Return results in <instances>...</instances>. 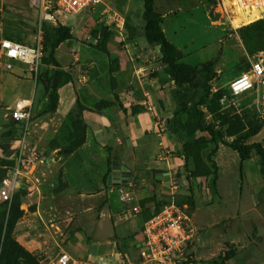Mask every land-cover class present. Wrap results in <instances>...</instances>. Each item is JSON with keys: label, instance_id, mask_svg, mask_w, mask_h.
<instances>
[{"label": "crops", "instance_id": "obj_1", "mask_svg": "<svg viewBox=\"0 0 264 264\" xmlns=\"http://www.w3.org/2000/svg\"><path fill=\"white\" fill-rule=\"evenodd\" d=\"M0 20L3 29L1 16ZM163 24L164 20V33L174 43ZM135 32L136 35L130 37L126 30L124 36H121V42L110 40L105 45L100 43L81 46L76 50L67 46L63 55L69 59H66L64 65L61 64L57 52L63 45V42L60 43L56 49V57L60 67L73 75V82L59 89L56 111L42 114L44 108L42 111L40 109L36 120V134L44 142L60 136L62 127L68 125L67 114L70 111L76 113L85 124V140L81 146L70 152L61 153L57 149L56 155L46 154L48 166L39 171L42 184L40 192L35 196L41 193L44 186L53 189L56 177L62 174L66 186L51 192L50 206L55 214L66 216L68 223L72 221L80 228L75 233L76 240L70 248L79 255L92 259L95 256H111L116 261L112 264H123V257L138 261L139 248L144 240V221L139 214V201L152 195L159 201H167L174 198L178 188L184 187L182 180L174 176L184 170V161L176 153L184 141L171 134L167 127L170 118L179 109L173 95L174 81L158 57L160 54L157 46L148 43L141 31ZM2 35L5 36L3 31ZM180 51L183 55L181 62L186 63V53L182 49ZM0 68H3L1 62ZM110 68L113 69L111 76ZM15 70L17 71L11 77L0 74V104L9 108L19 98H31L32 102L34 99L33 95L16 98L10 95L11 89L8 90L4 84L10 79L19 77L33 82L32 74L25 65L18 66ZM101 99L112 101V105L96 110L94 106ZM228 148L230 147L220 144L216 151L214 160L218 165V172V156L221 152L229 151ZM110 155L131 175L126 186L112 183L106 186L104 178L109 171ZM251 159L255 162L254 169L253 166L250 167L253 173L251 177L258 179L256 183H261L263 178L258 156L251 155L244 160L240 173H244L245 177L250 174V168L248 170L246 164ZM156 174L168 175L169 179L154 181ZM217 186V195L210 197L206 205L219 199L221 194L218 179ZM252 192L255 193L256 190L253 189ZM254 193L252 197L255 203ZM199 209L196 204L189 211L193 217L195 234L188 245V259L181 264H223L225 262L222 256L231 250L234 255L226 262L238 263L239 250L254 244V231H244L239 237H228L217 250L205 248L208 236L206 233L202 236L204 225L199 222L197 225L195 218ZM227 220L229 223L225 225V219L215 223L224 225V233H233L235 222L230 213ZM89 226L93 230L91 235L86 232ZM118 228H121L119 233ZM112 236L113 241L109 239ZM82 238H85L84 241ZM101 238L108 246H97L92 250L93 242H101ZM61 251L68 252L65 249ZM70 255L72 256L71 253Z\"/></svg>", "mask_w": 264, "mask_h": 264}, {"label": "rangeland", "instance_id": "obj_2", "mask_svg": "<svg viewBox=\"0 0 264 264\" xmlns=\"http://www.w3.org/2000/svg\"><path fill=\"white\" fill-rule=\"evenodd\" d=\"M103 1L118 10L125 17V23L131 28L142 32L143 0ZM155 7L165 16V19L163 16V26L168 35L174 39V43L180 49L185 51V62L191 65L210 62L209 68L213 76L208 84L213 92L222 90L230 79L248 68L252 58L264 52V23H256L264 20V16L255 19L243 18L234 7L230 8L228 5L227 9H224L218 0H155ZM0 16L5 36L27 44L36 41L38 15L30 7L28 0H0ZM60 19L64 25L69 26L72 35L57 51L62 65L65 64L66 59H69L63 55L67 46L76 50L81 46L102 43L101 29L105 26V20L98 21L95 15L88 11L66 17L61 14ZM110 40L121 42L122 37L114 33ZM24 65L16 63L12 70L0 68V74L11 77L17 71L16 67ZM78 65L81 64L78 62ZM42 68L43 66H40L36 77L32 75L33 82L16 77L4 83L8 90H12L9 92L13 98L33 95L34 99L28 126L25 122L14 120L10 108L0 104V179L7 175L25 135L29 147L34 146L51 155H56L57 149L63 150L72 139L73 132L68 120V125L62 127L59 137L44 142L40 141L36 134L38 110L42 111L48 104L47 91L39 82ZM204 83L205 74L202 72L193 81L179 86L190 105L199 101L204 91ZM221 105L219 109L221 114L237 125L239 131L236 136H247L259 128L256 134L247 137L243 142H258L264 147V104L254 103V96L251 94L241 96L226 94ZM201 108L207 113L208 121L219 124L215 114L207 111L206 104L201 105ZM233 138L234 136L226 137L228 140ZM228 150L218 156L220 164L218 185L221 194L219 199L213 204L206 205L210 197L215 195H212L208 189L210 179L205 178L193 181V193L186 194L188 187L184 170L174 175L176 179L182 180L184 187L177 189L173 199L181 203L188 212L191 205L198 204L200 207L195 218L197 225L198 222L204 225L202 236H205V233L208 236L205 248L211 247L217 250L228 237L232 235L239 237L244 231L252 230L255 237H252L255 239L254 244L246 245L247 248L239 250L236 264H264V180L256 183L258 179L251 177L255 163L253 159L246 164L248 170L253 166L249 170L250 174L247 177L244 173L241 175L237 153L231 148ZM251 155L258 156L260 162V156L254 149ZM55 188V186L53 189L44 186L41 193L33 199L18 197L0 208V264H46L54 259L61 249L70 252L83 264H102L95 259L90 260L86 255H79L70 248L76 240L75 233L80 228L72 221L68 223L69 219L66 216L52 211L50 196ZM253 189L256 190L255 193L252 192ZM253 193L256 197L255 203ZM229 213L234 217L235 228L233 233L226 234L224 225L229 223L227 220ZM191 219L193 222L192 216ZM223 219H225L224 225H216L215 222ZM103 230L99 233L101 234ZM120 230L121 228H118L117 233ZM87 231L90 235L93 234L90 226ZM84 239L82 238V241ZM101 239L99 240L101 242H93L92 250L97 246L100 248L108 246L106 241ZM109 239L113 241L114 237ZM232 255H234L233 250ZM230 256L223 264H228L226 261Z\"/></svg>", "mask_w": 264, "mask_h": 264}, {"label": "trees", "instance_id": "obj_3", "mask_svg": "<svg viewBox=\"0 0 264 264\" xmlns=\"http://www.w3.org/2000/svg\"><path fill=\"white\" fill-rule=\"evenodd\" d=\"M143 20L144 27L142 34L145 36L148 43L159 46V51L162 52V55L158 57L162 60L170 78L174 81L175 90L173 95L179 109L170 118L167 127L171 134L178 136L179 139L184 141L176 153L184 161V178L188 187V193L186 194L191 195L193 193V181L205 178L210 179L208 183L210 193L212 195H217L218 165L214 160V156L220 144L229 146L238 153L240 172H242V162L250 158L252 150L254 149L257 155L260 156V170L264 180V147L258 142H243L247 137L256 134L259 128L253 130L247 134V136H236L239 131L236 123L232 122L230 119H225V116L221 114L219 110L222 107V99L225 98L226 94L229 95L226 88L223 87L222 90L213 92L210 84H208L213 76V72L209 68L210 62L196 65L181 62L183 57L182 52L166 37L162 27L163 15L156 10L154 0H143ZM256 23L263 24L264 20H260ZM125 29L128 31L130 37L136 35L135 30L127 23H125ZM42 30L44 54L41 58V66H43V68L39 74V82L46 89L48 100L47 106L41 112L43 114L54 113L56 111L59 101L58 91L64 85L73 82V75L60 67V62L56 57V49L59 44L72 37L69 26L61 23L55 26L53 24L44 23ZM95 33H97V31H95ZM101 34L102 44L105 45L110 41L111 35L114 34V32L108 30L107 26H103ZM50 69H52L51 72ZM112 71L113 69L110 68V76ZM202 72L205 74L204 91L199 101L190 105L186 101L185 93L179 89V86L193 81L197 75ZM203 104H206L207 111L210 114H215V117L219 119L218 125L206 119L207 113L201 108ZM111 105L112 101L101 99L95 104L94 108L100 110ZM67 120L70 123L73 136L69 145L63 148V150H60L61 153L73 151L81 146L85 140L86 126L79 116L73 111H70L67 114ZM192 131L195 132L193 133ZM232 136H234L232 140L226 139V137ZM114 159L115 157L110 155L108 160L109 171L104 178L106 186L108 185V175L110 174L112 160ZM65 186L66 180L62 174H59L55 179L56 188L54 191H58ZM24 195L25 192L21 190L14 195L12 200L18 197H24ZM170 200H173L176 204L183 207L177 200ZM168 201H159L155 195L141 199L139 201V214L143 221H146L153 214L158 212ZM6 204H8V202L2 204L0 208ZM230 255H232V250L226 252L222 256V259L225 260Z\"/></svg>", "mask_w": 264, "mask_h": 264}, {"label": "built area", "instance_id": "obj_4", "mask_svg": "<svg viewBox=\"0 0 264 264\" xmlns=\"http://www.w3.org/2000/svg\"><path fill=\"white\" fill-rule=\"evenodd\" d=\"M29 5L38 15V36L34 43L24 44L2 35L0 20V62L7 70H12L16 63H23L27 70L36 77L44 54V23L64 24L60 15H76L88 11L98 21L105 20V26L114 33L124 36L125 17L103 0H28ZM224 9L226 3L238 8L243 18L255 19L264 16V0H218ZM224 87L231 96L251 94L254 103L264 104V52L252 58L249 67L230 79ZM32 109L31 98H19L10 108L11 116L16 121L28 126ZM26 135L6 176L0 181V206L11 202L16 193L23 190L24 198H33L40 192L42 178L40 169L48 166V156L36 147H29ZM31 146V145H30ZM144 240L139 248L138 261L123 257V264H181L188 259V245L194 238L195 229L190 213L173 200L165 203L161 209L143 223ZM90 260H93L89 257ZM94 262V261H93ZM46 264H83L70 253L61 251L55 259Z\"/></svg>", "mask_w": 264, "mask_h": 264}, {"label": "water", "instance_id": "obj_5", "mask_svg": "<svg viewBox=\"0 0 264 264\" xmlns=\"http://www.w3.org/2000/svg\"><path fill=\"white\" fill-rule=\"evenodd\" d=\"M159 50V46H157ZM160 56L162 55V52L159 51ZM69 151V150H66ZM61 152V151H59ZM129 172L126 170V168L122 167L120 163L117 160H112V172L108 175V183L109 184H123L126 186L128 180L130 179V176L128 174ZM167 174V173H166ZM163 178L165 180H168V175H162V174H156L154 181H160V179ZM169 184V183H167ZM128 189V187H126ZM97 262L102 264H112L114 263L115 259L111 256H95L94 257ZM116 262V261H115Z\"/></svg>", "mask_w": 264, "mask_h": 264}, {"label": "bare ground", "instance_id": "obj_6", "mask_svg": "<svg viewBox=\"0 0 264 264\" xmlns=\"http://www.w3.org/2000/svg\"><path fill=\"white\" fill-rule=\"evenodd\" d=\"M225 5H226V7L228 6L227 3H226ZM235 11H236L237 13H240V10H239L238 8H235Z\"/></svg>", "mask_w": 264, "mask_h": 264}]
</instances>
